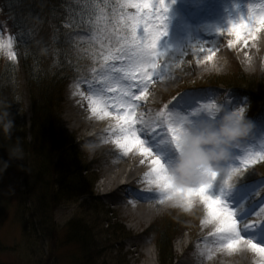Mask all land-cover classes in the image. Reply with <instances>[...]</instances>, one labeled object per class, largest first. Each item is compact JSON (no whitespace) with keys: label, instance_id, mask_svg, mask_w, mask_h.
<instances>
[{"label":"rangeland","instance_id":"rangeland-1","mask_svg":"<svg viewBox=\"0 0 264 264\" xmlns=\"http://www.w3.org/2000/svg\"><path fill=\"white\" fill-rule=\"evenodd\" d=\"M117 4L125 3L126 0H114ZM264 1V0H263ZM168 3V0H167ZM225 3V2H224ZM171 4V2H169ZM209 4L205 10H213L212 17H206L208 25L202 31L205 35L219 40L221 29L228 34V38L221 42L223 48L216 50L213 45L208 46L219 56V61L214 62L212 67H199L194 61L189 62L188 50L191 46V31L182 30L178 26V19L169 6L166 13L165 24L166 34L159 42L160 52L158 58L159 68L153 76L151 85L162 86V95L154 96V103L149 105V111L157 116L170 101L179 89L187 85L196 83L197 85L210 86L208 79L216 76L226 78L241 71L247 76L264 78V70L255 66L252 62L244 60L237 51V44L234 48L228 46L229 40H235V36L228 32L230 22L238 19L241 14L246 15L248 1H243L241 6L225 3L229 12L217 11L218 6L214 0L206 2ZM257 3L255 6H259ZM195 6V4L193 5ZM237 6V7H236ZM114 10V9H113ZM105 12L111 23L109 30L115 25L116 16L114 11ZM116 11L119 8L115 9ZM128 13H135V8H127ZM171 15H170V13ZM203 21V22H205ZM46 22V21H45ZM203 22H200L203 26ZM97 21L92 26V31L77 30L69 32L71 40V55L83 75L90 76L88 81H83L76 85L74 83H64L62 65L58 61L51 60V56H45V61H39L38 67L34 68L35 78L29 75L24 62L25 54L17 41L19 34H3L0 31V42L11 47L4 48L10 53H14V58L10 55L15 67L17 82V117L14 115L13 142L14 149L17 148V141L22 145H27L28 149L35 156V148L43 147L50 161V172L48 175L38 174L35 178L31 175V164L26 161L31 156V152L24 155L22 150L16 156L12 155L13 149L9 151L7 138L2 128H0V264H179L177 261L180 253L186 251L191 241L199 239L201 234L203 239L206 235L215 231L214 223L203 225L206 219V211L202 202H196L191 207L172 205L158 214L157 218L150 223L134 226L130 217L125 216L124 209L117 208L113 202L118 198H124V192L119 196H105L100 183L104 179L105 167L115 170L114 154L104 158L101 155L95 157L91 155V150L86 143V135L91 134L90 130L80 124L75 128L67 121V114L72 111V107L67 104L66 93L70 88H76L90 95L93 91L102 87L100 74L102 72V55L106 53L108 47L119 46L117 37L114 34L110 40L101 41L96 38ZM6 28V27H5ZM7 30V29H6ZM174 37L177 39L175 41ZM182 50L180 56L185 60V69H180L178 65L179 54L174 43ZM101 43L104 48H101ZM41 49L44 47L40 46ZM210 54V53H209ZM175 55V56H174ZM178 56V57H177ZM192 63V64H190ZM72 64V63H71ZM118 67L120 62H116ZM218 64V65H217ZM249 67V70H247ZM71 70L68 71L69 75ZM107 74V73H105ZM98 79V85L96 80ZM220 79V78H219ZM166 81L163 83L162 81ZM210 80V82H213ZM220 84L214 86L209 91H197L198 101L202 103L213 102L225 97L227 108L235 109L241 105L247 106L248 99L240 92H231L224 95V89H228V83L219 80ZM85 85L82 88V85ZM163 84V85H162ZM35 86V87H34ZM41 88L39 96L45 95L46 113L43 112L45 120L53 121L52 131L47 141L40 140V145H33L32 119L35 118L34 103L37 96V89ZM232 87L230 89H235ZM141 88L133 89L136 93ZM255 89H257L255 87ZM45 92V93H44ZM148 91H146L147 93ZM139 95V92H137ZM112 96L115 93L110 94ZM60 99V100H59ZM75 102V100L73 101ZM89 99L86 97L81 105L73 108L77 112L82 107H89ZM112 111V110H110ZM176 111V109H175ZM4 112L0 107V115ZM46 114V115H45ZM47 114H52L47 117ZM41 118V114H37ZM107 117L96 118V122H104ZM109 119V117H108ZM114 120L111 117V122ZM249 136L242 140L238 150H232L238 159H231L227 162L228 167H242L239 157L246 151L254 153L264 152V109L260 115L258 128ZM114 136L102 133L94 139L95 144H107ZM85 140V141H84ZM31 145H30V144ZM23 148V147H19ZM35 149V151H33ZM108 151V149H102ZM178 150V149H177ZM26 159V160H25ZM264 162V161H263ZM255 164H257L255 166ZM7 165V166H5ZM115 166V167H114ZM264 164L257 160L256 163L242 168V172L234 177V181L250 180L262 176ZM263 174V173H262ZM42 178V179H41ZM45 180V181H44ZM226 180V175H225ZM224 182L214 191L213 196H221L229 193L230 187ZM117 181H119L117 179ZM45 182V184H44ZM260 193H264V185L257 188ZM57 192V193H56ZM89 192H91L89 194ZM249 193H252L250 190ZM226 195V194H225ZM129 199H126L128 202ZM258 199H249L246 208L251 204H257ZM75 219L84 222V226L74 222ZM93 220V224L87 222ZM109 221L111 229L106 230L101 222ZM87 223V224H86ZM75 224L79 231H84L83 235L88 237V242L81 243L75 236ZM92 225V227H91ZM124 228L125 236L120 227ZM143 231H145L143 233ZM116 239V240H115ZM166 246V247H165ZM205 246V245H204ZM170 249L167 251V248ZM207 252L202 264H264V258L260 257L251 249L246 252L230 251V257L225 256L227 248L221 247L218 238H211L206 244ZM146 249L151 250V256L147 259L143 254ZM177 257V260L175 258ZM168 258L170 261L167 263Z\"/></svg>","mask_w":264,"mask_h":264},{"label":"snow or ice","instance_id":"snow-or-ice-1","mask_svg":"<svg viewBox=\"0 0 264 264\" xmlns=\"http://www.w3.org/2000/svg\"><path fill=\"white\" fill-rule=\"evenodd\" d=\"M168 7L166 0H126L119 5L118 11L113 10L116 19L111 30L108 27L111 20L107 16L102 13L97 18L96 38L107 41L115 34L119 46L114 49L108 47L106 53H101L102 87L88 96L91 112L101 119L105 117L115 119L113 143L124 154L136 150L140 155L151 158L150 170L146 176L151 184L167 194V199H170L171 194L179 193L183 203L191 207L195 199L199 198L205 207L208 222L216 225L213 235L217 236L221 247L234 251L245 246L264 258V243L258 242L256 238V233L264 229V221L249 220L252 210L245 208L243 202L234 207L221 196L209 194L208 190L217 173L211 169H202L203 174L208 177L207 182L196 187L178 188L168 175L165 163L147 146L141 134L143 129L152 131L163 129L178 149L185 120L193 122L205 117L215 118L216 115L213 111V102H193L187 94L174 98L176 103L173 107H182L184 111H161L152 122L137 115L136 101L145 97L147 86L159 68L158 58L162 54L159 42L167 31L165 20ZM127 8H135L136 11L128 13ZM261 30H264V4L259 6L249 4L246 15L241 14L238 19L230 22L228 32L235 36V40H229L228 46L234 48L241 40L247 45L249 40L258 39ZM220 31L223 34L224 30ZM5 46L10 48L11 42L9 41L8 45L0 42V48ZM101 48H104L103 43ZM204 51L210 53L206 57L207 60L214 58L215 52L212 49ZM10 55L14 58V53ZM110 62H120V66L116 67ZM136 88L143 89L139 95L133 91ZM112 93L116 95H110ZM110 108L115 111H110ZM239 159L242 167H229L225 180L229 187L238 182L234 181V177L242 172V168L256 163L257 160H264V152L246 151ZM257 195L258 191L255 192V196Z\"/></svg>","mask_w":264,"mask_h":264},{"label":"trees","instance_id":"trees-1","mask_svg":"<svg viewBox=\"0 0 264 264\" xmlns=\"http://www.w3.org/2000/svg\"><path fill=\"white\" fill-rule=\"evenodd\" d=\"M116 7L117 5L114 0H0V22L4 24V27L0 25V29L3 31L6 27L7 30L5 29L3 32V34L6 33L5 36L8 33L11 36L15 34V31L19 34L17 41L20 42V48L26 56L24 67L29 75L31 74L35 78L34 68L38 67L39 61H45L44 57L49 55L52 57L49 61L57 60L58 64H61L64 68L62 70V82H65L71 76H76L81 73L78 64L69 61L75 57L71 55L73 44H71V40L69 39V32H75L77 30L91 32L92 26L97 21V18L102 13H108ZM40 46L44 47V49H41ZM16 70L17 68L11 60L9 51L4 47L0 48V107L4 113H9L11 118H14V115L17 117L18 111L14 107V104L18 105ZM70 70L71 73L67 75ZM219 78L221 81L228 83V88H242L246 95H248L250 99V110L245 114L247 118L253 120L261 113L264 105V78L247 76L239 71L232 76H228L227 79L219 76L211 78L210 80L214 79L213 82H210L208 79V84L214 86L220 84ZM196 83L198 82H193L189 85H195ZM40 90L41 88L39 87L33 108L35 118L33 117L32 119L33 127L31 131L33 130V133L31 135L33 134L34 147L40 145V140H48L53 124L52 120L49 121L48 119L44 121L46 116L43 119V112L46 113L47 111L45 106L47 99H45V95L41 94L39 96V92L41 93ZM37 114H41V118H37ZM47 115V117H50L52 114ZM12 134L13 132H11V135L5 134L9 151L15 147L12 144L14 143ZM16 145L17 147H23L19 148V150H22L24 155L31 152L27 148V145H22L18 141ZM35 149L33 150L35 151V156L31 152V156L27 160L25 159L31 164V175L34 178L38 174L48 175L50 172V161L48 155L44 152L45 148L40 147ZM76 221L75 219L74 222ZM87 222L93 224V220H87ZM77 223H80V225L84 224V222H80V219ZM101 225L105 226L106 230L112 227L109 221H103ZM75 228L76 240L81 243L88 242V237L83 235L84 231H79L80 228H77L76 224ZM124 231V228L121 226L119 232L122 234ZM124 236L125 234H122L119 238H123ZM169 249L170 247L167 248V251ZM166 259L167 263L171 260ZM164 261L165 257L162 259V264H164Z\"/></svg>","mask_w":264,"mask_h":264},{"label":"bare ground","instance_id":"bare-ground-1","mask_svg":"<svg viewBox=\"0 0 264 264\" xmlns=\"http://www.w3.org/2000/svg\"><path fill=\"white\" fill-rule=\"evenodd\" d=\"M188 0H180L179 4H181L182 7L187 8V2ZM181 7V11L184 10V8ZM193 11H196V8H192ZM184 16H187V13H183ZM228 38V34L224 32L223 34L219 35V40H225ZM175 41L177 39L174 37ZM191 46L188 50V58L189 62L194 61V63L199 67H212L214 66V62L219 61V56L216 54L214 55V58L212 60H207L206 57L209 54V52L204 51L205 49H208V46L213 45V48L216 50H220L223 48V45H221L222 41H216L213 37H210L208 35H205L198 26H196V29L193 30L191 37ZM174 43V42H173ZM176 48V51L179 54L178 58V65L180 69L184 70L186 66L185 60L180 56V53L182 52L181 48L179 46H176V43L173 44ZM237 51L239 55L246 61H249L250 66L252 65V62L254 63L255 59V66L258 68L260 67L261 70H264V30H261L258 34V39L255 41L249 40L248 44L245 45L243 40L237 43ZM175 56V55H174ZM178 57V56H177ZM192 64V63H190ZM218 65V64H217ZM249 70V67L248 69ZM163 83H166V81H162ZM151 84V83H150ZM163 85V84H162ZM149 84L147 86V93L144 98L140 99L139 101H136L138 107L136 109L137 115L142 116L146 121L152 122L155 120V115L152 114L149 111V105L154 103V96L156 95H162L163 88L162 86L158 85H151V88H149ZM141 91L143 89H140ZM140 93V91H137ZM136 92V94H138ZM89 95L82 92L81 90H77L76 88H70L67 90L66 93V100L67 104L72 107V111H70L67 114V121L71 122L72 125L75 128H78L80 124H83L87 129L90 130L91 134L86 135V143L91 150V155H101L102 157L106 158L110 152H115L117 154H114V167L115 170H110L109 168L105 167L104 169V179L100 183V186L103 189V194L105 196H112V195H118L120 192H124V198H118L113 203L116 204L117 208L124 209L125 216L130 217L132 223L134 226L146 224L152 222L154 219L157 218L158 214H160L162 211H164L167 207H170L174 205L170 199L166 198V193L161 192L157 186L154 184H151L149 182V179L146 176V173L150 170V157H144L140 155L136 150H133L132 152L128 154H124L122 150H120L114 143L113 138L108 140L107 144H95L94 139L97 138L98 135L102 133H108L112 134L114 136L113 132V126L115 125V119L111 122V117H107L106 121L104 122H96L94 119H96L98 116L94 115L91 112L90 104L89 107H82L77 112L73 108V103H75L74 107H78V104L81 105L83 100L88 97ZM75 100V102H73ZM79 108V107H78ZM112 111H115L112 109ZM99 118V117H98ZM143 138L145 139L147 146L152 148L153 152L160 156L162 161L167 162V159L169 156H171L172 159H175L177 155V148L170 147V145L167 144V141L165 139L163 140L161 133L148 129H143L141 132ZM84 140V141H85ZM156 140H159V145L154 146L152 142H155ZM102 149H108V151H103ZM143 161V163H142ZM117 179L119 181H117ZM225 180V174H217L216 178L213 180L211 187L209 188V194H213L214 191L224 182ZM241 183V182H239ZM252 184V181L249 180L246 184H241L240 187L247 186L248 190H253L256 187L259 186L258 183H254L252 188L250 187ZM247 193V191H244V194ZM249 193V192H248ZM244 194L241 196L239 195L238 203L244 202L245 197ZM126 199H129L128 202H126ZM196 202H201L199 198L195 199ZM245 203V202H244ZM257 205L253 206L252 210ZM246 208V206H245ZM261 217L262 214H258ZM249 220H253L252 216L250 215L248 217ZM210 225L211 223L208 222V218L206 216V219L203 223L205 227L207 225ZM215 233V231L213 232ZM211 232L210 234L206 235L207 239H216L217 236L213 235ZM203 237L201 234L199 235V239L202 241ZM218 243L221 244V242L218 240ZM247 247L241 246L237 248L235 252H246ZM232 250H228L225 254V256L230 257L229 252ZM233 251V252H234ZM151 250L146 249V251L143 253L146 255L147 259L151 256ZM199 264H202L204 261L205 256L207 255L206 251H200L199 252ZM145 264V263H143ZM194 264V263H193Z\"/></svg>","mask_w":264,"mask_h":264},{"label":"clouds","instance_id":"clouds-1","mask_svg":"<svg viewBox=\"0 0 264 264\" xmlns=\"http://www.w3.org/2000/svg\"><path fill=\"white\" fill-rule=\"evenodd\" d=\"M213 111L215 118L183 122L184 130L179 137L177 155L174 160L165 163L168 175L178 188L196 187L207 182L208 177L202 169H211L227 176V162L233 158L232 150L255 127L254 122L245 115L247 107L244 105L229 110L225 102L217 99L213 101ZM14 124V118L9 113L0 115V128L6 135H11ZM19 151V147L13 149L12 155L16 156ZM170 201L176 206H183L179 193L171 194Z\"/></svg>","mask_w":264,"mask_h":264}]
</instances>
